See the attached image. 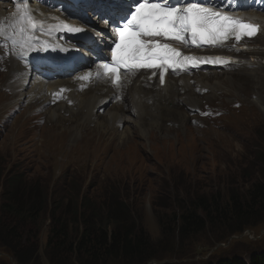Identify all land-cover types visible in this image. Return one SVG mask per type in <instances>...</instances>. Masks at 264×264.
I'll list each match as a JSON object with an SVG mask.
<instances>
[{
    "label": "rangeland",
    "instance_id": "1",
    "mask_svg": "<svg viewBox=\"0 0 264 264\" xmlns=\"http://www.w3.org/2000/svg\"><path fill=\"white\" fill-rule=\"evenodd\" d=\"M28 3L34 2L28 0ZM251 52L258 51L254 48ZM235 59L239 61L232 68L200 74L207 73L206 76L221 83L228 74L236 75L242 69L248 70V75L260 74V70L264 74V56L260 52L253 57L241 54ZM246 63L252 67H242ZM6 69L8 75L0 69V82H3L0 91L4 93H0V170L7 174L9 171L23 174L28 181L27 187L40 181L49 204L35 223L25 225V230L31 233L22 236L19 243L5 237L3 228L10 222L0 209V264H80L78 260L81 264L90 263L83 259V254L71 249H56L49 242L50 214H55L53 210L58 202L62 200L65 207L70 200L71 195L63 192L70 180L80 187L78 198L83 196L86 211L93 207L105 212L109 202L117 200L125 206L136 231L142 229L149 238L152 260L146 264H215L219 259L231 257L247 261L252 255L264 253V216L249 221L228 218L211 226L206 223L200 234H191L186 240L177 231L180 216L189 209L192 211L198 198L204 197L210 202L211 196L219 195L220 204L230 203L235 195L245 199L251 185L263 181L258 156L264 151V101L262 99V108L250 105L245 99L254 100L250 93L254 94L246 83L235 81L230 91L236 94L238 90L242 101L227 98L223 103V99L200 98L190 104L169 105V108L178 109L180 115H174L176 110L170 115H158V123L152 125L147 118L142 120L146 124L143 137L132 135L139 134V124L126 123L124 117L134 118L127 113L113 125L121 132V139L115 134L116 140L111 136L114 141H108L107 131V135L106 132L102 134L106 139L103 143L97 130L88 138L89 142L83 144L84 135L80 138L77 132V136L72 137L71 129L56 125L58 115H51L49 104L39 110L49 117L38 115V111L23 104L14 111L13 88L8 87L11 78L18 82V77L10 68ZM23 83H19L14 92H18ZM251 85L262 87L260 93L264 98V86L259 81ZM59 116L72 118L74 123L80 124L78 115L63 112ZM100 120H94L93 124ZM111 131L116 132L112 128ZM130 135L137 142L130 141ZM66 142L68 147H75L68 151ZM1 190L0 183V193ZM195 210L198 216H203L201 209ZM81 211H84L83 206ZM76 229L79 232L81 227ZM74 241L69 238L64 246ZM104 263L126 262L109 260Z\"/></svg>",
    "mask_w": 264,
    "mask_h": 264
},
{
    "label": "bare ground",
    "instance_id": "2",
    "mask_svg": "<svg viewBox=\"0 0 264 264\" xmlns=\"http://www.w3.org/2000/svg\"><path fill=\"white\" fill-rule=\"evenodd\" d=\"M0 1L4 3L0 4V21L2 20L6 22L12 31L5 38V40L10 44L11 57L12 53L18 54L25 51L23 46L25 45L26 48H28V42L34 44L33 47H39L38 36H41L48 29L49 24H53V20L56 16H62L56 14L55 10H50L51 3H45V0H39V3L45 5L46 8L37 7L36 11L28 12L32 23L35 25V27H32L27 18L23 20L20 18V16L16 13L15 6L9 4L10 0ZM28 7L34 8L35 5L34 7L28 5ZM246 18L259 27V33L247 43L236 46L231 49V51H229L230 48H226L225 50L219 51L218 54L228 55L229 57L234 58V60H236L235 58L238 56H241V54L245 53H248L251 57H253V55L259 54L260 52L264 56V14L250 12L246 15ZM97 27L99 30L105 29V26L101 24ZM251 45H254L255 47H251ZM193 48L194 45H188L185 46L184 49L192 50ZM254 48L258 52H251ZM29 50L30 53H38L32 51L30 47ZM88 63H92V61H88ZM234 66L235 65L233 64L228 68H232ZM249 66H251V64L246 63L242 67L246 68ZM6 67L10 68L11 73H15L18 77V82L11 78V86L8 87V89L13 88V91H16L15 87L19 85L21 80L25 79V82H27V86H25L26 88L21 86L18 88V92L13 94V107H16L14 111L18 109L19 104H25L29 107V109L32 108L33 111L41 113L39 111L40 107H43L45 104L57 103L55 102V99L58 98V94H61V99L54 108H50L49 112L51 115H58L56 123L58 127H63L64 129L69 128L73 131V135L71 134L72 137H74L77 132V135L79 134L80 138H82L81 135H84L85 140L83 141V144L88 143V138L93 137L97 130L101 136L104 132H106L107 135L108 131L109 138L112 136V139L116 140L115 134H118L117 137L121 139L119 134L121 132L113 125L120 122V120H122V115H125L126 113H130L129 116L134 118H130L128 120L126 116L124 117L125 122L128 121L133 124V126H138L139 124V134L132 133V135L140 137L144 135L146 131L143 130V125L145 123H142V120L145 121L147 118V121H149L152 125L158 121V115H170L175 110L177 112L174 115H180L178 109L169 108V105L190 104L199 101L200 98L207 100L212 98L223 99V103L226 102L225 99L227 98H236L242 101V95L238 92V90L236 94H231L230 92L233 91L232 88L234 87L235 81L239 84L246 83L247 85L245 86H250V92L253 90L254 96L250 93V98L254 100L251 101L249 99H245L247 102L249 101L250 105L262 108V99L264 101V98L262 97L263 94L260 93L262 87L257 88V86L254 87L251 85V83L259 81L261 86H264V74L261 70L260 74L253 72L251 74L254 75H248V73H246L248 70L242 69L236 75L228 74L224 79V83L215 80V78L206 76L205 74L207 73H197L196 75L193 74L191 77H187L184 73L178 75L176 78L167 77L163 86H160L157 76H154L152 72L129 73L123 75L121 82L114 87L110 85V80L106 78L94 79L89 84L84 86L81 81L77 80V76L75 74H72V76L66 80L43 82L28 76L27 71L21 68L19 64L11 58L0 62L1 71L8 75L5 71L7 70ZM87 72L88 71H85V73ZM92 73L93 71H91V74ZM0 84H3V82H0ZM226 87H229L230 90H227ZM8 89L6 88V91ZM0 93L4 95L3 92L0 91ZM235 105L236 102L234 106ZM62 110H65V112H71L72 115H78L80 118V124L74 123L72 118H61L59 115H62ZM99 110L106 111V114L108 115L105 114L103 115V118L100 117L98 114ZM19 111L22 112V110H18V112ZM40 115H46L49 117V114L41 113ZM99 118L101 119L100 122H95V124H99L97 127L93 124V121ZM161 122L163 121L161 120ZM134 123H136V125ZM111 128L115 129L116 132H112ZM112 139L110 138L108 141H111ZM99 140L104 143L106 139L102 136V140L100 138ZM129 140L137 142V140H135L132 136ZM83 144L81 143L82 146ZM66 146L65 149L67 148L68 151L70 148L75 147V145L74 147Z\"/></svg>",
    "mask_w": 264,
    "mask_h": 264
},
{
    "label": "trees",
    "instance_id": "3",
    "mask_svg": "<svg viewBox=\"0 0 264 264\" xmlns=\"http://www.w3.org/2000/svg\"><path fill=\"white\" fill-rule=\"evenodd\" d=\"M261 164V175L263 181L255 182L247 190V197L240 199L233 196L230 203L220 204L219 195L211 196L210 202L200 197L194 203L192 211L180 216V224L177 226L179 236L186 240L189 235L200 234L206 223L210 226L225 222L226 219L247 221L264 216V151L259 153ZM4 168V167H1ZM23 174L10 172L3 173L0 170V206L9 221L5 230V237L13 242L19 243L22 236L31 233L25 230L27 223H35L49 204V197L41 182L34 181L31 187L25 184ZM77 183L70 180L63 192L70 194L69 201L65 207L63 201L57 203L54 215L50 214V229L48 231L49 242L56 249H71L72 252L83 254V259L89 260V264H105L109 260L125 261L127 264H146L152 260L151 247L147 234L139 229L136 231L135 223L128 214L125 206L115 199L116 203L109 202L105 212L100 209L86 211L83 196L79 199L80 187L73 185ZM81 200V204H80ZM62 205V206H61ZM83 206L84 211H81ZM61 207H64L63 209ZM196 209H201L203 216H198ZM64 215H60L63 212ZM58 211V212H57ZM86 211V212H85ZM108 212V213H107ZM82 215V216H81ZM98 217V218H96ZM73 225V226H71ZM76 227H81L78 232ZM138 228V227H137ZM72 229L73 231L71 232ZM170 233L171 230H170ZM74 238V244L64 246V242ZM17 255L16 253H13ZM17 259V256H13ZM22 262V259L20 263ZM81 264V261L78 260ZM22 264V263H21ZM213 264V263H209ZM215 264H264V253L252 255L247 261L239 257L219 259Z\"/></svg>",
    "mask_w": 264,
    "mask_h": 264
},
{
    "label": "snow or ice",
    "instance_id": "4",
    "mask_svg": "<svg viewBox=\"0 0 264 264\" xmlns=\"http://www.w3.org/2000/svg\"><path fill=\"white\" fill-rule=\"evenodd\" d=\"M236 2L237 0H229V6ZM72 3L76 7L91 8L94 18L111 28L108 50L111 52L112 66L105 63L104 68L107 71L116 73L121 68H159L161 84L169 64L173 68L182 65V61L177 59L181 53L161 40L183 43L190 37L192 44L196 46L222 44L232 37L236 41L243 37L251 38L258 31L252 24L212 10L213 6H206L208 0H72ZM14 6L20 18H27L29 24L35 27L27 11L28 0L23 3L15 0ZM232 10L240 9L237 7ZM61 27L66 28L69 34H80L84 31L80 27ZM126 34L137 39L126 40ZM82 39L91 38L84 33ZM29 47L35 52L48 51L47 48ZM38 58L45 59L42 56ZM183 59L190 61L193 58ZM26 63L30 64V61L26 59Z\"/></svg>",
    "mask_w": 264,
    "mask_h": 264
}]
</instances>
